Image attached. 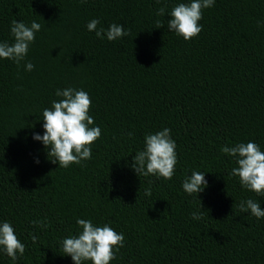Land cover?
Returning <instances> with one entry per match:
<instances>
[{"label":"trees","instance_id":"16d2710c","mask_svg":"<svg viewBox=\"0 0 264 264\" xmlns=\"http://www.w3.org/2000/svg\"><path fill=\"white\" fill-rule=\"evenodd\" d=\"M189 2L0 0V42L14 43L13 20L42 26L19 66L0 59V223L26 246L16 261L0 252V264H74L62 241L81 231L78 218L123 233L110 264H264V218L238 207L251 198L264 209V196L242 188L235 158L221 152L247 142L264 151V0H215L185 41L167 21ZM92 19L129 35L99 39ZM69 87L89 94L101 137L90 160L59 168L33 135ZM165 128L177 146L173 178L138 176L133 156ZM192 171L205 172L198 198L182 188Z\"/></svg>","mask_w":264,"mask_h":264},{"label":"clouds","instance_id":"9594fccd","mask_svg":"<svg viewBox=\"0 0 264 264\" xmlns=\"http://www.w3.org/2000/svg\"><path fill=\"white\" fill-rule=\"evenodd\" d=\"M215 0H190L189 3H179L172 8L167 28L170 32L190 41L202 31L199 21L202 19L204 9L214 5ZM165 8L157 11V16H163ZM98 19H92L87 24L88 31L95 32L99 39L115 41L129 35L122 25L111 24L107 30L98 25ZM41 24L32 21L26 25L23 21L13 20L10 32L14 43L0 42V59L11 60L18 66L25 60L30 45L36 39V33L41 30ZM162 24L158 20L157 27ZM26 71H32L34 65L28 62L24 65ZM56 96L59 101H53L51 108L43 110L44 134L35 133L33 139L41 142L45 149L50 148L47 156L53 164L58 163L59 168H68L72 164L79 165L81 161L92 158V145L101 137V129L94 125V119L89 115L91 99L89 94L80 89H57ZM168 128L155 134L145 135V146L133 156L131 167L138 176H157L171 180L175 174L178 163L176 143L171 138ZM133 134L128 133L131 137ZM221 152L235 158L236 167L231 169V175L239 178L242 188L264 196V151L254 142L237 143L235 146H224ZM39 163V161H36ZM205 172L192 171L183 183V190L189 194H198L207 187ZM145 195H151V189H145ZM202 206V205H201ZM241 212H249L257 219L264 218V209L255 200L249 198L239 203ZM193 219H201V214L193 213ZM33 225L47 227L43 221H33ZM81 229L78 235L69 236L62 241L65 255L71 257L74 264H110L116 259V253L124 246L123 233H117L109 225H95L91 220L77 219ZM33 243L37 237H31ZM23 244L15 234L10 222L0 223V252H3L13 261L25 253ZM19 254V255H18Z\"/></svg>","mask_w":264,"mask_h":264}]
</instances>
